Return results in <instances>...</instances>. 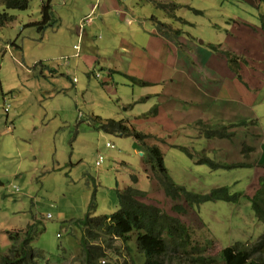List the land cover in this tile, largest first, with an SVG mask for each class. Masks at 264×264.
<instances>
[{"label": "rangeland", "instance_id": "obj_1", "mask_svg": "<svg viewBox=\"0 0 264 264\" xmlns=\"http://www.w3.org/2000/svg\"><path fill=\"white\" fill-rule=\"evenodd\" d=\"M110 1L52 0L50 25L43 23L42 0H30L24 10L8 9L14 18L0 25V255L10 254L17 242L16 249L20 247L28 227L38 225L32 245L42 254L39 264H84L83 231L72 219L89 211L92 198L94 215L116 212L118 189L131 185L146 191L142 201L178 215L176 201L166 195L158 174L147 170L148 155L138 150V139L106 131L95 117L121 121L126 110L117 98L128 105L143 95V87L132 84L130 75L142 78L141 83L155 82L147 86L154 87L155 94L164 88L165 97L158 95L161 114L160 107H153L138 116L144 122L125 125L132 132L158 131L146 142L161 147L174 181L200 193L228 185L231 193L241 194L238 202L201 204L197 209L204 225L184 199L177 201L186 207L181 218L197 230L194 240L211 239L204 253L217 255L235 236L256 239L264 224L251 214L246 196L256 192L264 177V117L258 119L264 115V102L254 105L255 96L264 95V41L259 38L264 37L257 34L264 4ZM154 30L163 40L154 37ZM186 36L202 41V49L188 43ZM227 53L237 58L229 60ZM112 70L116 74L110 75ZM215 76L223 78L234 98L228 97L236 101L229 114V101L213 102L204 94L208 88L216 96L221 91ZM151 99L147 104L157 102L156 95ZM207 102L212 109H225L224 121L211 120L213 111L202 108ZM137 104L141 107L134 114L145 108ZM156 108L159 113L153 112ZM215 123L234 134L230 139L209 137L207 129ZM205 156L220 167L201 162ZM237 162L247 164L233 167ZM108 242L103 243L107 264L141 262L134 239L131 245L117 237Z\"/></svg>", "mask_w": 264, "mask_h": 264}, {"label": "trees", "instance_id": "obj_2", "mask_svg": "<svg viewBox=\"0 0 264 264\" xmlns=\"http://www.w3.org/2000/svg\"><path fill=\"white\" fill-rule=\"evenodd\" d=\"M264 4V0H259ZM30 0H0V25L4 26L9 21L13 20L14 16L8 12V9H20L24 10L28 8ZM161 8H165L163 5H159ZM178 6L175 4V8ZM193 9V8H192ZM197 13H202L200 9H194ZM42 15L43 23L50 24V20L53 19L52 14V0H42ZM261 27L264 30V15L261 16ZM155 19V17H154ZM51 25V24H50ZM248 27L250 26L247 23ZM188 43H193L189 39ZM193 44L199 45V51L202 49V44L198 41H194ZM213 49H217L215 44H212ZM208 51V50H207ZM229 60H235L237 56L235 54L227 53ZM233 62V61H232ZM233 65H231L232 67ZM236 74V70H234ZM131 79L137 80L135 77L130 76ZM229 92L231 90L229 86H226ZM221 90V89H220ZM214 99V102L226 100L229 101V105L225 108H232L234 101L229 98L226 93L222 92ZM261 92L259 93V95ZM232 95V94H231ZM262 100L260 104L264 102V96L260 95L257 101ZM208 107L202 106L203 110H213L214 118H218L219 114L224 108L221 106H212L207 102ZM101 125V128L106 131L119 132L129 134L136 137L138 140V146L140 150L145 152V157L148 155V168L153 174L159 177L162 188L166 195L176 201L173 205L174 211L178 215H172L165 212L164 209L154 203H147L142 201L141 198L146 196V191L139 189L135 185H131V188L117 191L120 209L112 214L94 215L92 210H95V199L92 198L89 204V211L84 213L82 217H76L71 223L78 230L83 231L80 237V245L82 246L83 263L84 264H105L106 263V251L103 248V243L109 244V239L113 237L119 238L126 245L130 244L134 239L135 246L137 247L141 258L139 264H264V232L251 241H245V237L235 236L234 243H231L223 247L217 255L206 254L204 251L211 245L212 240L206 239L204 243L194 240V235L197 230L194 224H189L190 221H184L181 218V214L186 212V207L177 202L180 199H184L186 203L195 212V218L200 221V224H207L199 214L198 207L201 204L209 201L222 200L226 202H238L241 198L239 193H231L230 186H222L220 188H213L209 193H200L188 189L184 185L177 184L170 176L165 166L164 153L160 146L156 144H147L146 138L150 135L141 132L137 129L133 132L130 131L124 121H117L116 119H104L101 116H95ZM263 116H259L261 120ZM106 120V121H105ZM206 121L208 119L205 118ZM105 121V122H104ZM103 122V124H101ZM199 122H202L199 121ZM204 124V122H202ZM214 123V122H213ZM108 128H114L108 130ZM132 132V133H131ZM207 135L209 137H219L227 135L226 138L230 139L232 134L226 131V126L216 124L207 129ZM221 138V137H220ZM146 149H143V148ZM177 147V146H176ZM179 148V147H178ZM191 156L186 147L180 148ZM201 162L204 164L213 163V167L218 168L220 165L209 156L202 157ZM233 164L235 166H244L247 163ZM230 166V165H227ZM150 177V173H149ZM134 183L138 182L137 177ZM251 201L253 217L260 223L264 224V177L259 181V188L252 196H246ZM65 227L66 223L62 222ZM35 226L31 225L26 230L27 236L20 242V247L16 249L19 244L17 242L11 247L8 255H0V264H39L41 252L32 245L33 234ZM45 228V227H44ZM70 233L69 230H66ZM62 233H58L61 235ZM253 241V242H252ZM62 255V252H61ZM38 259V262H37ZM107 264V263H106ZM111 264V263H108ZM134 264H137L136 262Z\"/></svg>", "mask_w": 264, "mask_h": 264}, {"label": "crops", "instance_id": "obj_3", "mask_svg": "<svg viewBox=\"0 0 264 264\" xmlns=\"http://www.w3.org/2000/svg\"><path fill=\"white\" fill-rule=\"evenodd\" d=\"M111 3H113V5H117V0H111L110 1V4ZM155 17V16H154ZM101 18H103V16H101ZM155 30H156V28H155ZM155 30L153 31V32H155ZM81 34H82V32H81ZM257 34H260V35H263V37H264V30L262 29V28H260V29H258V33ZM153 36V35H152ZM258 36V35H257ZM154 37H156V38H159V40H163V37L162 36H156V32H155V34H154ZM181 37H182V35H181ZM191 42H193L194 43V41H195V38L194 37H190V36H186ZM259 37V36H258ZM183 38V37H182ZM260 39H262L263 41H264V39L262 38V37H259ZM164 40H166L167 41V43H170V41L168 40V39H166L165 37H164ZM185 40H187V39H185ZM165 42V41H164ZM163 42V44H165ZM181 43V42H180ZM202 42L200 41V44H201ZM168 46H170L169 44H168ZM175 63H174V65H175V67L177 66V64H178V61H174ZM114 70H112V72L111 73H109L110 75H112V74H116V73H114L113 72ZM186 72H187V70H186ZM188 73V72H187ZM130 76H133V75H130ZM133 77H135L137 80H139V82L138 81H136V80H133V83L132 84H139V85H141L142 87H143V89H144V92H143V95L142 96H136L135 98H134V101H133V103H131V104H128V105H126L125 103H123V100L121 99V98H117V101H119V103H121L122 102V104H124L125 105V110H126V112H125V114L122 116V118H119V119H122V121H124V123L126 124L127 122H129V124L130 125H133V124H135L134 123V121L136 122V123H138V122H144V121H140V119H139V117L138 116H141L142 114H146L147 112H149V111H151L152 110V108L153 107H160L161 109H160V114H161V110H162V104L161 103H159V100H158V95H161L162 96V98H164L165 97V94L162 92L163 90H164V88H163V90L162 91H157L156 92V94H155V92L153 91V88L154 87H152V88H150V89H147V86L148 85H153V84H155V82L154 83H141L140 81L142 80V78H139V77H136V76H133ZM158 80H160V78H157ZM215 79L216 80H221V82L219 83V85H220V88H221V91H220V93H222L223 92V90H224V92L226 93V95H228L229 97H232V98H234L232 95H231V93L229 92V90L227 89V87H226V85H225V83L223 82V78L222 77H220V76H215ZM211 85V84H210ZM205 92H206V94H208V96H209V98L214 102V99L217 97L216 96V94H212V93H210V91H209V88H208V91H204V94H205ZM154 95H156V97H157V102L155 103V104H153V102H151V103H149V104H147L148 102L147 101H149V100H153V99H151V96H154ZM261 95V94H260ZM260 95L259 94H257L256 96H255V101H254V105H256V103L258 102L257 100H258V98H260ZM264 96V95H263ZM144 98V99H143ZM234 100V99H233ZM261 100V99H260ZM235 101V100H234ZM138 102H142L143 104V106H145V108H144V110H143V112H140L139 114H134V111L136 110V108L137 107H141V106H138ZM163 102H165V101H163ZM158 104H160V106H158ZM210 104V103H209ZM211 105V104H210ZM231 110L232 109H229V111L230 112H228V114L229 113H231ZM155 111V113L157 112V113H159V109L158 108H156L155 110H153V112ZM213 111V110H212ZM214 111H216V108L214 107ZM224 111V110H223ZM223 111L221 112V114H219V117L218 118H216V120L218 119L220 122H222V121H224V117H225V114H222L223 113ZM129 117H131V119H129ZM157 117V116H156ZM142 119V118H141ZM208 120H210V118L208 119ZM131 121H132V123H131ZM150 122H155V121H153V120H151ZM215 122V121H214ZM153 123H151V124H149V126H148V129H151V126H152V124ZM134 126V125H133ZM152 130V132H154V133H148L152 138H155L157 135L155 134V133H158V131H156V130H153V129H151ZM152 134V135H151ZM151 141H152V139H151ZM155 142L154 141H152L151 142V144L150 145H152V144H154ZM228 143V142H227ZM226 143V144H227ZM147 144H149V143H147ZM138 150H140V148L138 149ZM101 163V161H98L97 162V165H99Z\"/></svg>", "mask_w": 264, "mask_h": 264}, {"label": "built area", "instance_id": "obj_4", "mask_svg": "<svg viewBox=\"0 0 264 264\" xmlns=\"http://www.w3.org/2000/svg\"><path fill=\"white\" fill-rule=\"evenodd\" d=\"M48 217H51V215L49 214Z\"/></svg>", "mask_w": 264, "mask_h": 264}, {"label": "clouds", "instance_id": "obj_5", "mask_svg": "<svg viewBox=\"0 0 264 264\" xmlns=\"http://www.w3.org/2000/svg\"><path fill=\"white\" fill-rule=\"evenodd\" d=\"M211 46H212V44H211Z\"/></svg>", "mask_w": 264, "mask_h": 264}, {"label": "water", "instance_id": "obj_6", "mask_svg": "<svg viewBox=\"0 0 264 264\" xmlns=\"http://www.w3.org/2000/svg\"><path fill=\"white\" fill-rule=\"evenodd\" d=\"M202 42V41H201Z\"/></svg>", "mask_w": 264, "mask_h": 264}]
</instances>
